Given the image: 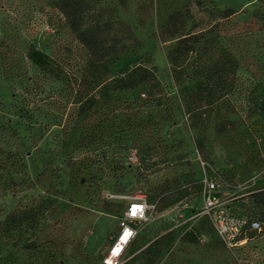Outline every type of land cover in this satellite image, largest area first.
I'll list each match as a JSON object with an SVG mask.
<instances>
[{"label":"rangeland","instance_id":"374dc122","mask_svg":"<svg viewBox=\"0 0 264 264\" xmlns=\"http://www.w3.org/2000/svg\"><path fill=\"white\" fill-rule=\"evenodd\" d=\"M53 1L0 0V264H102L136 195L122 264H264V0H88L84 25L126 49L101 61ZM144 57L150 99L99 95ZM206 178L259 220L242 245L203 213Z\"/></svg>","mask_w":264,"mask_h":264},{"label":"trees","instance_id":"16d2710c","mask_svg":"<svg viewBox=\"0 0 264 264\" xmlns=\"http://www.w3.org/2000/svg\"><path fill=\"white\" fill-rule=\"evenodd\" d=\"M53 2L55 7L64 16L70 30L75 34L77 40L84 45V47L87 49L94 60L101 61L107 58H118L119 55L125 52V46L117 47L116 45H110L105 47L103 45L99 27L94 25H84L85 14L89 6L88 0H54ZM220 12L224 15H229L231 13V9L222 10ZM156 73V66L151 65L149 57H144L141 61L127 63L122 68H120L116 74L118 78L113 81L112 84H109L103 88H98V93L99 95H104L103 92L108 91V89L110 91L117 92V94H123L124 92H133L136 90L137 97L143 95L147 99H150L151 91L149 86L147 85L149 84L150 86H152L158 84ZM22 81L25 82V85L30 87H34L35 85V83L33 82V77H24ZM37 87L38 86L35 85V88ZM201 89L202 85H199L197 90L200 91ZM136 100L137 99H134L133 102ZM82 107H78L77 109H82ZM26 114L32 116L33 112L29 109H18L19 116H27ZM116 116L117 114H115L113 118L116 119ZM220 130H224V127H221ZM257 196L261 197L262 199L260 207L261 214L264 218V192L258 194ZM229 207L231 214L237 216H246L241 214H234L232 211V207L230 205Z\"/></svg>","mask_w":264,"mask_h":264},{"label":"built area","instance_id":"2783aa9c","mask_svg":"<svg viewBox=\"0 0 264 264\" xmlns=\"http://www.w3.org/2000/svg\"><path fill=\"white\" fill-rule=\"evenodd\" d=\"M220 187L221 183L217 178L204 179L202 211L213 220L217 236L228 247L233 248L246 242L249 231L259 232L261 225L257 219L231 214L229 204L223 202L218 194ZM147 211L148 204L143 196L129 198L118 221L116 234L102 257V264H122L128 247L137 237L139 225L146 219Z\"/></svg>","mask_w":264,"mask_h":264},{"label":"bare ground","instance_id":"6f19581e","mask_svg":"<svg viewBox=\"0 0 264 264\" xmlns=\"http://www.w3.org/2000/svg\"><path fill=\"white\" fill-rule=\"evenodd\" d=\"M118 247V246H117Z\"/></svg>","mask_w":264,"mask_h":264}]
</instances>
